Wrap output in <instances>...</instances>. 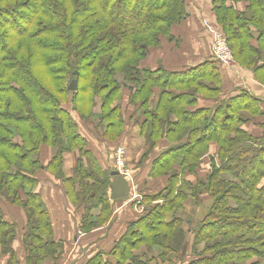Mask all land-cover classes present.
<instances>
[{"label":"trees","instance_id":"trees-1","mask_svg":"<svg viewBox=\"0 0 264 264\" xmlns=\"http://www.w3.org/2000/svg\"><path fill=\"white\" fill-rule=\"evenodd\" d=\"M211 4L230 52L264 84V0ZM185 17L183 0H0V200L24 211L22 246L31 249L25 260L55 261L62 248L54 240L48 211L34 192L40 171L61 178L67 199L81 208V233L109 222L110 171L87 150L71 112L86 121L83 106L99 97L100 128L110 133L106 136L120 133L118 108L106 107L119 92L115 74L121 71L137 83L129 103L141 113L140 135L149 145L146 154L160 139L172 144L157 155L148 172L152 179L166 176L167 185L144 194L142 204L156 206L128 223L108 254L97 253L87 264H173L186 255L188 264H264L260 101L241 92L212 113L189 110L197 94L185 85L195 84L215 95L205 99L220 96L216 67L204 62L178 73L139 67L161 39H172V27ZM208 78L214 85L201 83ZM72 80L77 81L75 92L67 90ZM257 120L259 136L242 128ZM211 143L218 147L214 156L207 155ZM42 147L54 151L47 165L38 159ZM75 151L73 175L65 179L62 155ZM206 155L210 167L205 179L185 180L186 172L198 169ZM187 201L197 206L209 203L193 227L177 216ZM1 216V252L8 256V264H15L10 244L15 225ZM141 247L147 252L134 254Z\"/></svg>","mask_w":264,"mask_h":264},{"label":"crops","instance_id":"crops-1","mask_svg":"<svg viewBox=\"0 0 264 264\" xmlns=\"http://www.w3.org/2000/svg\"><path fill=\"white\" fill-rule=\"evenodd\" d=\"M183 2L186 17L179 24L172 27V39H161L158 47L151 50L140 63V68L151 70L161 68L170 73H178L204 62H214L211 57L212 39L205 27L206 23H213L214 20V15L211 11V0H183ZM242 6V4L237 5L239 9ZM215 67L220 78V98L228 99L241 92H246L252 97L257 98L260 101L261 108L264 110V87L250 79L247 70L240 68L234 63L227 67L217 65ZM157 92L156 89L153 94L154 102ZM195 98L196 102L188 108L189 110L213 103V100L197 95ZM127 110L130 114L126 115L125 118L123 117L125 124L124 135L117 143H110L104 140L100 130L96 129L92 123L78 118L75 113L71 112L78 133L86 140L87 150L95 157L100 167L103 170L111 172L113 151L115 148L121 146L124 149L126 157L125 164L132 166V168L135 167L132 177L133 181L132 185L127 183L129 187V199L127 198L126 200H110L108 188V201L112 210L109 222L80 235L78 232L82 214L81 208H74L71 205L65 195V185L61 178H56L48 172L40 171L37 175L38 185L34 189V192L41 197L48 211L54 240L60 242L62 245V248L58 251L62 256L61 258L57 257L55 261L44 260L41 264H59V262L61 264H87L97 253L108 254L114 242L125 231L127 224L141 216L136 210L138 206L141 207L142 205V196L146 193L157 191L154 189H157L154 183L155 180L148 176L151 162L158 154L171 147L172 144L165 139H160L153 152L143 161L140 160L145 144V140L139 131L141 118L137 115L135 108L132 109L129 106ZM136 115L138 120H136ZM259 120L246 124L242 128L254 136H259L261 133L260 128L257 126ZM216 151L215 147H210L207 155L214 156ZM53 154L54 151L52 149L42 147L38 152V159L42 165H47L52 159ZM207 155L202 158L201 163L208 158ZM77 158L78 153L76 151L62 155L60 171L65 179L72 177ZM82 160L86 166L85 158H82ZM134 162L137 164H134ZM184 178L192 182L187 174H185ZM208 204V202L203 203L204 208H207ZM188 205L197 206L191 201L184 203V206ZM197 207L199 208V206ZM181 212L177 216L184 221V217L180 216ZM0 213L4 221L15 225L16 234L11 243V249L15 254L14 263L26 264L25 258L27 254L22 246V235L25 232L26 223L23 217L24 211L20 207L0 201ZM203 215L197 217L195 214L194 216L192 214V219L196 216V219L199 220ZM185 221H191V219ZM191 238V235L188 233L187 241H190V243ZM144 252H147L146 248L141 247L134 254L141 255ZM155 252L154 250L153 253L155 254ZM186 256L183 261H177L173 264H188L189 257ZM8 259L7 255L2 254L0 247V264H8Z\"/></svg>","mask_w":264,"mask_h":264},{"label":"rangeland","instance_id":"rangeland-1","mask_svg":"<svg viewBox=\"0 0 264 264\" xmlns=\"http://www.w3.org/2000/svg\"><path fill=\"white\" fill-rule=\"evenodd\" d=\"M212 5V4H211ZM211 11H212V13H213V15H214V20H213V23H206V25H207V27L208 28H210L211 26L212 27H215V28H217L218 30H220V31H222L221 30V28H220V26H219V24H218V22H217V20H216V18H215V14H214V12H213V10L211 9ZM208 33H209V31H208ZM210 34V33H209ZM211 36V35H210ZM228 46V45H227ZM230 54H231V60H232V63H234V64H236L237 66H239L240 68H242V69H245V70H247V73H248V76H249V78L250 79H252L254 82H256L257 84H259V85H261L262 87H264V84H262L260 81V79L258 78V76L256 77V75L254 74V71H253V69H251V68H248V67H246V66H244V65H242V64H240L236 59H235V57H234V55H233V53H231L230 52ZM210 64L211 65H213L214 66V68H215V65H217V63L216 62H210ZM206 69H211V67L209 66V67H206ZM212 75V74H211ZM115 77H116V81H117V84H119L120 85V87H119V92H118V96L116 95V99L114 98L113 100H112V102L110 103V104H108V107H106L107 109H113V108H118V112H119V115H120V117L122 118V122H123V127H122V130H121V132L120 133H115V134H112L111 133V135H115V136H113V137H111V135H109V136H106V134H110V133H103V130L100 128V123H101V121L99 120V118H97L98 116L97 115H102V113H101V111H100V109H99V107H100V98L99 97H94L93 99H92V101L90 102V104H88V105H84L83 107H84V109H85V111H84V115H85V117L84 118H87V122H90V123H92V125L96 128V129H99L100 131H101V135H102V137H104V139L105 140H107V141H109L110 143H117L118 141H120V139L123 137V135H124V130H125V124H124V118H125V116L126 115H128V114H130V112L127 110V109H129V106L132 108V109H134L133 107H132V105L129 103L130 102V100H129V98L131 97V95H132V91L134 90V88L133 87H136V84L137 83H135V81L134 80H132V81H129L128 79H126V77H125V75L121 72V71H118L116 74H115ZM259 77H261V76H259ZM169 79H172V78H167V80H169ZM137 81V80H136ZM172 81V80H171ZM205 82L206 83H208V84H206V83H204V82H201L203 85H205L206 87H209V85H214L213 83H212V80H211V78H208V79H206L205 80ZM185 89H188V90H190V91H195L196 92V94H197V96H199V97H202V98H205V97H207V96H211V94H209L208 92H205V90H202V89H198V86H196L195 84H193V85H185ZM158 93V92H157ZM195 94V95H196ZM215 95H213V96H211V97H214ZM154 96H153V94H152V96H151V98H150V101H149V104H150V107H153L154 106V98H153ZM228 99L227 98H225V99H222V98H220V96H216V98L215 99H213V103H209V104H207L206 106H203V107H201V109H205V110H209L210 111V113H212V111L217 107V106H219V104H222V103H225V102H228L227 101ZM137 115H139V116H141V113L139 112V113H137ZM137 115H136V120H138V117H137ZM124 117V118H123ZM130 120H131V118H130ZM172 120L175 122V120H177V117H172ZM139 131H140V128H139ZM257 131H259V130H257ZM253 135V134H252ZM141 136H142V134H141ZM143 137V136H142ZM148 146L149 145H147L146 143L144 144V149H143V154H142V156L140 157V160H144L146 157H148L149 155H147L148 153H147V151L148 150H146L147 148H148ZM210 147H215L216 149L218 148L217 147V144L216 143H211L210 144ZM147 153V154H146ZM124 157H125V155H124ZM111 159H112V157H111ZM125 159H126V157H125ZM208 159V160H207ZM207 159H205L199 166H198V169H196V170H193V171H189V172H186V174L188 175V177H189V179L192 181V183H195L197 180H204L205 179V177H206V175L208 174V170H209V167H210V158H207ZM139 161V160H138ZM137 161V162H138ZM134 164H137V163H135L134 162ZM111 166H113V160H111ZM126 167L122 170V172L124 173V174H126L127 175V179H126V181H125V179H123L125 182H126V184L128 183V184H131L132 185V181H133V179H132V177H133V172H134V169H135V167H133L132 168V166H128V165H125ZM175 169H178L177 167L175 168ZM185 174V173H184ZM132 179V180H131ZM154 180H155V186L157 187V189L156 188H154L155 190H163V188H165L166 187V185H167V177L165 176V177H163V176H161V177H156V178H154ZM134 183H136V182H134ZM159 187V188H158ZM138 193V192H137ZM151 194V193H150ZM136 195V194H135ZM138 195H140V193H138ZM128 199H129V197H127ZM127 198H125V199H123V200H126ZM1 201V200H0ZM142 204V203H141ZM72 205V204H71ZM154 206H156V203H151V204H142L141 205V207L140 206H138V208H137V212L142 216L144 213H146V211L147 210H149V209H153V207ZM73 207L75 208H78V205L76 204V205H73ZM181 213H180V216H182V217H184V222H186L185 220H188V219H191V225H188V226H191V227H193V225H194V223L195 222H197L198 221V219H196V216L198 217L199 215H203L204 214V212L206 211V207L204 208V205L203 204H201V205H199V208L197 207V206H190V205H188V206H184L183 205V207H182V209H181ZM197 211V212H196ZM180 212V211H179ZM178 212V213H179ZM177 213V214H178ZM192 214H193V216H194V214L196 215L195 216V218L194 219H192ZM24 219H25V221H26V216H25V214H24ZM16 230V229H15ZM15 234H16V231H15ZM13 240H14V237H13V239L11 240V242H10V244L13 242ZM24 248L26 249L25 250V252H26V254H28V253H30V251H31V249H30V247L29 248H26L25 247V245H24ZM134 252H136V250H134ZM56 258L57 257H59V258H61L62 256H61V254H58L57 256H55ZM157 259V258H156ZM157 262H158V260H156ZM25 262H26V264H33V260L32 261H28V260H25ZM59 264H61V262H59Z\"/></svg>","mask_w":264,"mask_h":264},{"label":"built area","instance_id":"built-area-1","mask_svg":"<svg viewBox=\"0 0 264 264\" xmlns=\"http://www.w3.org/2000/svg\"><path fill=\"white\" fill-rule=\"evenodd\" d=\"M206 29L209 31L212 39L211 43V57L214 62L217 63L220 67H227L232 64L230 50L227 46L225 36L222 34L220 30L215 27L208 28L205 25ZM113 166L112 169L116 171L123 179H127V175L122 172V170L126 167L125 165V157H124V149L119 146L113 151ZM78 234L81 235L79 231Z\"/></svg>","mask_w":264,"mask_h":264},{"label":"water","instance_id":"water-1","mask_svg":"<svg viewBox=\"0 0 264 264\" xmlns=\"http://www.w3.org/2000/svg\"><path fill=\"white\" fill-rule=\"evenodd\" d=\"M76 76V73L73 74ZM68 91L75 92L77 90V81L72 80L68 87ZM111 180L109 182V199L110 200H119L125 199L129 194V187L122 177L114 170L110 172Z\"/></svg>","mask_w":264,"mask_h":264}]
</instances>
